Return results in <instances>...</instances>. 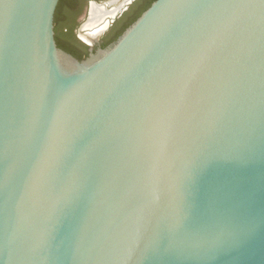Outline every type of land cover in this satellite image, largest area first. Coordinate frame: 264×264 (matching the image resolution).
I'll return each mask as SVG.
<instances>
[{
  "label": "water",
  "instance_id": "95a60500",
  "mask_svg": "<svg viewBox=\"0 0 264 264\" xmlns=\"http://www.w3.org/2000/svg\"><path fill=\"white\" fill-rule=\"evenodd\" d=\"M57 3L0 0V264H264V0H154L82 59Z\"/></svg>",
  "mask_w": 264,
  "mask_h": 264
},
{
  "label": "trees",
  "instance_id": "16d2710c",
  "mask_svg": "<svg viewBox=\"0 0 264 264\" xmlns=\"http://www.w3.org/2000/svg\"><path fill=\"white\" fill-rule=\"evenodd\" d=\"M84 0H58L55 12H54V36L57 46L63 50L71 53L78 59L84 58L87 53L85 48L87 45L80 41L75 33L74 29L77 25L75 17L77 16V10L80 8ZM154 0H147L146 3L136 12L120 29H118L114 35L102 44V47L115 40L137 17L151 4ZM67 37V38H65ZM74 39L76 43L68 41Z\"/></svg>",
  "mask_w": 264,
  "mask_h": 264
},
{
  "label": "flooded vegetation",
  "instance_id": "af4514ba",
  "mask_svg": "<svg viewBox=\"0 0 264 264\" xmlns=\"http://www.w3.org/2000/svg\"><path fill=\"white\" fill-rule=\"evenodd\" d=\"M146 1L147 0H130L118 10L113 18H110L108 16L106 18L107 20L109 19L107 27L99 34L94 43L90 44L79 37V28L86 22L93 6L92 3L94 2L96 5H99L98 3H105L107 2V0H84L80 8L77 10V16L75 17V22H77V25L74 29V33L80 41L87 45V47L85 48V52L88 54L90 49L96 50L97 48L102 47V44L110 39L118 29H120L134 14H136V12L141 9ZM98 16H100V14L96 17L98 18ZM104 23L105 22H101V25ZM82 29L86 32V28L82 27ZM68 41L76 43V45H78V42H75L74 39H69Z\"/></svg>",
  "mask_w": 264,
  "mask_h": 264
},
{
  "label": "bare ground",
  "instance_id": "6f19581e",
  "mask_svg": "<svg viewBox=\"0 0 264 264\" xmlns=\"http://www.w3.org/2000/svg\"><path fill=\"white\" fill-rule=\"evenodd\" d=\"M110 1L115 2L116 0H110ZM92 5L93 6L88 16V19L83 24V26H81V27L88 29L83 34L81 32V34L86 40H89V41L92 39V37L97 32H99L100 29L104 27V24L107 22L106 18L108 16L110 17L111 15H113L114 11L117 8L116 4L114 6L112 5V7L110 6L109 8H105L106 6L104 5H96L95 3H92ZM99 14L100 16H98L97 18L96 16ZM101 22H105V23L101 25Z\"/></svg>",
  "mask_w": 264,
  "mask_h": 264
},
{
  "label": "rangeland",
  "instance_id": "374dc122",
  "mask_svg": "<svg viewBox=\"0 0 264 264\" xmlns=\"http://www.w3.org/2000/svg\"><path fill=\"white\" fill-rule=\"evenodd\" d=\"M105 3H106V2H105ZM105 3H104V2H103V3L100 2V3H98V4H99V5H104V6H106V8L109 7V6L106 5ZM86 30H88V29H86ZM84 32H85V31H83L82 33H84Z\"/></svg>",
  "mask_w": 264,
  "mask_h": 264
}]
</instances>
